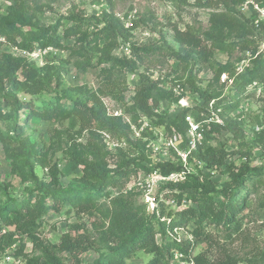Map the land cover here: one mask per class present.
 Instances as JSON below:
<instances>
[{
  "label": "trees",
  "instance_id": "trees-1",
  "mask_svg": "<svg viewBox=\"0 0 264 264\" xmlns=\"http://www.w3.org/2000/svg\"><path fill=\"white\" fill-rule=\"evenodd\" d=\"M246 1L216 0L214 4L209 2L207 4L208 7L218 10L210 18L214 39L217 42L224 41L226 35L239 39L240 42L236 45L240 46V50L250 51L254 57L251 60V67L245 68L235 81V93L233 96L216 100L213 95L192 86L199 94V100H194L193 108L181 109L172 119L157 112L158 101L167 99L177 104L179 97L171 90L161 89L159 82L151 80L149 74L155 70L148 61L155 56L162 65L172 60H178L180 66L190 61L194 64L199 61L209 63L211 50L204 46L202 38L191 29L181 30L174 26V39L182 47L194 52L197 59L195 57L190 59L188 55L176 52L166 43L137 47L131 41L134 29L153 23V16L134 18L131 20V27L126 28L125 18L117 17L113 11L112 0H108L109 9L103 10L99 15L69 14L60 17L51 25L41 24L40 17L29 16L25 6L18 2L8 7L5 13L0 12V46L4 45L8 49L27 53L36 50H59L65 48L64 42L70 40H75L76 43L82 42L88 48H97L100 61L110 65V68L104 70L110 95L123 104H127L125 91L128 75L138 73L141 67L144 68L138 73L136 91L129 106H125V114H129L133 124H138L141 116H145L152 127L162 126L167 134L181 135L184 137L183 149L187 146L185 138L187 114H192L198 120L201 113L211 115L210 104L214 102L213 111L217 112L223 121L222 125L211 124V130L205 131V141L189 157V162L194 167L196 162H201L210 172L202 174L203 179H201V170H199V175L189 174L184 183L170 184L183 192L176 196L179 203L182 201L180 199L185 197V193L190 202V207L175 213L179 222L175 217L170 224L161 222V217L156 212L145 216L140 209L118 198L113 202L111 229L104 235L108 250L92 264H130L129 261L141 252L152 257L146 264H176L174 261L176 251L191 257L194 264H264V251L241 261L221 248L217 240V237L222 235L220 239H224L223 243H230L234 241L236 234L242 233L243 223L248 218L245 213L250 208V197L264 181V151L259 157L255 156L257 143L248 139L242 119L232 116L250 96L247 92L252 84L258 83L264 86V52H259L258 46H254L255 42L249 40L256 30L264 32V22L256 24L258 14L252 6L247 8L246 13L238 12ZM252 1L264 6V0ZM153 30L156 31L154 28ZM208 37L212 38V36ZM123 45L130 47L135 59L114 57L113 52ZM20 69H22L21 59L8 51H1L0 48V99L11 107L8 118L22 105L17 96L19 92L35 95L45 89L43 82L31 83L28 80H19ZM34 73L38 74V72ZM164 84L168 87V76L165 77ZM179 84L184 87L186 83ZM261 101L264 103V97ZM34 114L44 120L65 115L73 127L79 126L101 132L123 143L129 145L139 143L146 148L147 141L133 140L131 123L122 116H108L104 105L95 97L89 100H73L66 95L62 100L58 98L43 111H36ZM257 118L256 126L264 127V104L261 115ZM19 128L20 124H17L16 133L20 132ZM221 131L230 133L234 141L239 142L236 149L229 152L222 143L212 145V141L216 139L214 134ZM263 133L264 130L259 134L261 136L259 140L264 142ZM0 141L10 157H12L9 151L11 148L15 151L23 150L25 154H29V157L35 158L43 149L30 141H24L16 146L12 145L10 139L1 138ZM145 161L143 157L140 160H127L118 170H109L97 163L82 167L76 152L72 151L71 159L63 170L55 168L52 171L51 185L47 190L29 191L21 199L16 200H3L0 192V260L7 251L5 248L14 244H17L14 255L20 260L21 254L27 247L24 239H27L37 255L26 259L23 264H85L83 255L98 249L91 234L73 235L65 232L59 244H52L40 236L44 219L51 213L59 214L66 208L77 215L92 216L101 198L108 199L113 195V191L118 192L124 188L131 177L138 173V168L147 171L158 170L164 175L180 172L183 169L180 161L152 165L150 168L144 167ZM197 167L202 169L200 166ZM77 171L80 172L74 183L73 177ZM215 171H222L228 178L226 186L221 190L216 189L211 181L210 173ZM34 175L33 172V177L37 178ZM69 178L73 179L72 182L67 187L63 186L61 179ZM161 204L159 213L164 217V208L161 209ZM257 213L264 215V203L260 205ZM167 217L171 218L170 215ZM190 223L194 227L192 231L189 230L193 235V242L185 241L180 244L168 234L169 229L175 226H188ZM210 227L214 230H209ZM5 229L8 231L4 232ZM158 235L161 236V242L158 241ZM200 244H205L206 248L193 255ZM2 251H5L3 255ZM59 254L64 256V261Z\"/></svg>",
  "mask_w": 264,
  "mask_h": 264
},
{
  "label": "rangeland",
  "instance_id": "rangeland-1",
  "mask_svg": "<svg viewBox=\"0 0 264 264\" xmlns=\"http://www.w3.org/2000/svg\"><path fill=\"white\" fill-rule=\"evenodd\" d=\"M215 1L112 0L113 11L116 16L125 18V21L130 15H134L135 18L140 16L150 18L151 15L153 16V23L150 22L148 25L134 29L131 41L137 47L158 46L166 43L176 52L186 54L190 59L192 57L197 59L194 52L182 47L175 41L173 27L177 26L181 30L191 29L202 38L204 46L211 50L209 63L199 61L194 64L193 61H190V63L180 66L178 60H172L162 65L159 60H156L155 56L148 61L155 72H159L165 77L168 76V88L176 83H186L184 85L186 97L189 105L192 106L195 104L194 100L198 101L200 98L192 86L213 95L216 100L233 96L235 81L244 72L245 68L251 67V60L254 58L252 52L241 51L240 46L236 45L240 42L239 39L228 35L224 36V41L217 42L214 39V30L210 18L218 10L208 7L207 4L208 2L214 4ZM15 2L23 4L27 13L30 14L29 16L40 17L43 25L55 24L60 17L69 14L91 16L99 15L103 10L109 9L108 0H0V12L5 13L6 9ZM238 12L240 14L246 13L247 8L241 7ZM208 36H212V38ZM249 40L255 42L254 46H258L259 52H264V32L256 30ZM64 46L65 48L59 50H36L33 53L8 49L4 45L0 46L1 51H8L21 59L22 69L18 72L19 80H28L31 83L33 81L43 82L45 84V87H43L45 89L41 90L39 94L32 95L19 92L17 96L22 105L15 113H11L9 118L8 113L11 111V107L0 99V140L1 138L10 139L13 146L20 145L24 141H30L43 147L42 152L36 156L37 158L34 156L29 157V154H25L23 150L15 151L12 148L9 150L12 154V157H10L0 141V192L3 200L21 199L29 191L50 188L52 171L55 168L63 170L71 159L72 151L76 152L82 167L97 163L109 170H118L125 165L127 160H140L143 157L146 160L143 164L144 167L150 168L154 162V154L151 152L150 145L155 141H158L157 144L160 146L164 145L165 138L163 136H168L162 126L155 128L157 134L147 131L142 139L135 138L133 134V140L147 141L145 142V148L139 143L129 145L101 132L79 126L73 127L65 115H57L52 120L36 117L34 114L36 111H43L47 105L53 104L58 98L62 100L66 95H69L73 100H89L91 97H95L104 105L108 116H122L126 121L130 118L129 114H125V106H129L131 103L138 84V73L142 72L144 68L141 67L138 73L128 75V85L125 91L127 104H123L110 95L104 73V70L110 68V65L100 61L101 57L97 48L85 47L82 42L76 43L75 40L64 42ZM113 55L116 58L135 59L133 53L129 54L120 49L115 50ZM34 72H38V74ZM247 95L250 96L243 102V112L241 113L240 108L232 116L242 118L248 139L257 143L255 156L259 157L264 151V142L259 140L261 137L259 134L262 133L264 127H259L257 131H253L252 127L257 125V117L261 115L264 104L261 100L264 93L249 89ZM156 109L161 115L170 119L174 118L181 110L179 105L169 102L167 99H159ZM17 124H20V132L16 133ZM214 136L216 139L212 141V145L216 146L218 143H222L229 152L236 149L239 144L226 131L216 132ZM173 162L177 163L178 160ZM199 170H201V179H203L202 174L210 172L204 167L199 169L195 166L190 174L199 175ZM33 172L37 178L33 177ZM79 172L77 171L75 177H73L74 183L77 181ZM151 172L138 168V173L133 175L129 182L133 178L145 179ZM210 174L211 181L216 189L221 190L226 186L228 178L222 171H215ZM73 179H61V183L67 187ZM186 181L185 179L182 182ZM170 184L173 183L157 187L154 190V196L159 207L162 202L163 216L170 215L171 218L175 217V220L179 222L175 213L183 209L178 206L175 208L168 206L166 202L173 199V197L177 199L176 196L183 192L180 188ZM258 186L260 187H257L255 193L250 197V208L247 211L248 213H245L248 218L243 223L242 233L236 234L233 242L225 244L223 243L224 239H220L222 235L217 237L219 246L241 261L259 255L264 251V215L257 213L260 205L264 203V181ZM184 196L180 201L187 199L190 207L186 193ZM118 198L128 205L140 209L145 216H150L153 213L145 202L143 194L139 192L128 193L124 187L118 192L113 191V195L108 199L101 198L99 206L92 216L77 215L69 212L68 208L59 214L51 213L43 221V227L40 231L41 238L52 244H59L65 232H70L73 235L76 233H89L98 249L84 254L83 261L85 264L94 263L100 258L101 254L108 250L104 235L111 229L113 202ZM159 217L163 218L162 216ZM162 220L160 219L161 222H167ZM182 227L190 231L194 229L191 223ZM209 230H214V228L210 227ZM7 231L5 229L4 232ZM158 241L161 242V236L159 235ZM24 242L27 247L21 254L20 261L22 263L31 256L37 255L33 250V245L27 239H24ZM9 247H6L5 251ZM205 248V244L198 245L193 255H197ZM5 251H2L1 254L3 255ZM59 256L64 261V256L61 254ZM151 258L150 255L141 252L129 263L146 264Z\"/></svg>",
  "mask_w": 264,
  "mask_h": 264
},
{
  "label": "built area",
  "instance_id": "built-area-1",
  "mask_svg": "<svg viewBox=\"0 0 264 264\" xmlns=\"http://www.w3.org/2000/svg\"><path fill=\"white\" fill-rule=\"evenodd\" d=\"M249 6H252L258 14L256 24L264 22V6H260L252 0H247L244 3L243 7L248 8ZM134 18V15L128 16L125 23L126 28L131 27V20H133ZM119 49L123 52H128L129 54H131L129 46L123 45ZM149 76L152 81L160 83L161 89H165L167 91L171 90L175 96L179 97L177 105H179L181 109L194 107L192 105H189L185 88L181 84L176 83L168 88L164 84L165 76H163L159 72H152L151 74H149ZM249 89L253 91L263 92L264 86H260L258 83H254L249 87ZM213 103L214 102L210 104L212 111L211 115L201 113L199 120L196 119V117L192 114H187L185 116V122L187 124V132L185 135V138L187 140L186 149H183L182 146V144L184 143V137L177 133L168 134L167 137L163 136L165 138L164 145H158V141H155L150 145L151 152L154 154L153 166L178 160L182 163L183 166V169L180 172H174L168 175H164L158 170H153L146 176L145 179L133 178L132 181L125 186V191L128 193L139 192L143 194L144 200L147 205H149L150 211H152L153 213L156 212L158 216H160L159 204H157V201L155 199L154 190L157 187L159 188L160 185H165L168 183L177 184L184 181L186 179V176L191 173L194 167V165L189 162V157L192 152L196 151L198 147L201 146L205 141V131L211 130L212 123H217L220 125L223 124V121L219 117L217 112L213 111ZM240 108L242 113L244 108L243 104L239 107V109ZM157 112L160 113L159 111ZM240 119L242 118L240 117ZM127 121L131 123L130 118H128ZM131 127L134 137L137 139H142L147 131L155 132L157 134V130H155L156 127H152L149 120L145 116H141V118L138 120V124L131 123ZM258 128L259 127L257 126L252 127V130L257 131ZM196 166L203 167V164L201 162H196ZM166 204L168 206H172L173 208L178 206L181 209H186L189 207L187 199L179 203L176 199L173 198L167 201ZM161 219H163L162 221H167L169 224L172 223V218L163 217ZM168 234L180 244L185 241L193 242V235L191 234V232L189 230H186L182 226H175L169 229ZM16 250L17 244L9 247L4 256L1 258L0 264H23L19 259L15 257L14 254ZM174 261L176 264H194L191 257H188L179 251H176L174 253Z\"/></svg>",
  "mask_w": 264,
  "mask_h": 264
}]
</instances>
